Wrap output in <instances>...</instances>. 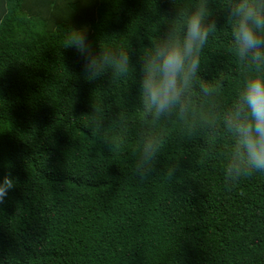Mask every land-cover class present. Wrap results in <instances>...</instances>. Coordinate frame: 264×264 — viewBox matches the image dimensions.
<instances>
[{"label": "trees", "instance_id": "1", "mask_svg": "<svg viewBox=\"0 0 264 264\" xmlns=\"http://www.w3.org/2000/svg\"><path fill=\"white\" fill-rule=\"evenodd\" d=\"M190 4L193 0H182ZM222 0H210L219 8ZM168 0H0V264H264V174L226 185L216 154L181 121L158 126L160 169L133 171L143 115L134 76L86 82L66 29L144 52ZM202 52L228 103L243 69L226 34ZM126 122L121 128L113 119ZM95 116L110 121L92 136ZM174 168L172 174L166 171Z\"/></svg>", "mask_w": 264, "mask_h": 264}, {"label": "clouds", "instance_id": "2", "mask_svg": "<svg viewBox=\"0 0 264 264\" xmlns=\"http://www.w3.org/2000/svg\"><path fill=\"white\" fill-rule=\"evenodd\" d=\"M168 2V23L146 51L135 53V60L132 49L105 47L101 40L90 39L88 27L66 29L64 48L79 58L86 82L133 74L135 100L143 115L133 158L138 177L161 168L163 136L158 126L172 120L200 136L210 153L216 154L226 141L220 152L226 185L264 174V0H222L215 9L210 0ZM225 26L232 58L244 71L233 98L221 103L219 85L203 75L202 52ZM113 119L126 127L118 115ZM109 125L103 116H95L86 127L110 144L104 134ZM166 171L172 174L174 168ZM16 183L10 172L0 177V205Z\"/></svg>", "mask_w": 264, "mask_h": 264}]
</instances>
